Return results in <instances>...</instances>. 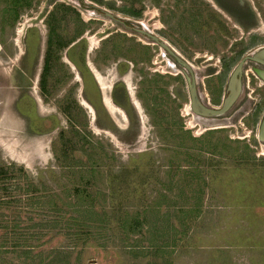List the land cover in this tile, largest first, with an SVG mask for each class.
Returning <instances> with one entry per match:
<instances>
[{"label": "rangeland", "instance_id": "rangeland-1", "mask_svg": "<svg viewBox=\"0 0 264 264\" xmlns=\"http://www.w3.org/2000/svg\"><path fill=\"white\" fill-rule=\"evenodd\" d=\"M218 3L250 16L264 0ZM209 4L0 0V264H264V106L192 114L178 66L133 30L202 86L212 45L195 15ZM201 19L203 33L215 17ZM96 72L125 108L104 106ZM61 164L81 165L92 219L69 206L78 174Z\"/></svg>", "mask_w": 264, "mask_h": 264}, {"label": "flooded vegetation", "instance_id": "flooded-vegetation-1", "mask_svg": "<svg viewBox=\"0 0 264 264\" xmlns=\"http://www.w3.org/2000/svg\"><path fill=\"white\" fill-rule=\"evenodd\" d=\"M208 2H213V4H209L213 11L203 12V10H199V14L195 15V24H197V27L199 26L200 39L202 40V37L205 40L210 39V44L212 45L209 48L211 55L204 59L211 62L208 63V67L205 69V72L208 73L201 78L205 79V81H202V86L197 84L196 74L194 73V69L196 70L197 68L158 37L179 57V61L176 62L175 58L167 50L163 48L162 50L179 68L178 74H181L180 80H183L185 84L188 107L192 114L197 115L193 113L189 105V84H191L192 79L198 100L201 104L211 108L219 109L222 107L223 101L230 93V88H234V91H236L235 99L229 107L221 114L211 117L229 114L242 104H248L249 102L253 105L252 114L258 113L264 106V5L261 4L262 6H260L258 4V11L250 13L249 16V13L245 14L225 8V6L218 3V0H208ZM208 12L210 15H214L215 20L209 21V26L210 24H213V26L209 30L206 28L207 30L205 29L206 31L202 33L203 22L201 18L203 14L205 15ZM218 14H220L219 17H224L225 20H217L219 18ZM149 33L152 34L151 32ZM149 40L161 48L157 42ZM199 59L196 57L195 62L200 61ZM201 89L205 92H201ZM201 93L203 94L202 97ZM263 115L264 111L260 121ZM28 126L30 127V125ZM261 142L264 143V141Z\"/></svg>", "mask_w": 264, "mask_h": 264}, {"label": "trees", "instance_id": "trees-1", "mask_svg": "<svg viewBox=\"0 0 264 264\" xmlns=\"http://www.w3.org/2000/svg\"><path fill=\"white\" fill-rule=\"evenodd\" d=\"M135 13H139V12H135ZM74 45V44H73ZM68 58H69V60H71L76 66H78V64H76V61L72 58V55H71V53H70V49L68 50ZM46 67V66H45ZM79 67V66H78ZM120 67V66H119ZM128 69V65L126 64L125 66H124V68H122V69H118L119 70V72L120 73H124V71H125V69ZM124 69V70H123ZM126 69V70H127ZM118 86L119 87H121V89H122V94H123V96L125 97V100L127 99L128 100V97H127V95H126V92H125V88H124V86L122 85V83L121 82H116L115 84H114V86H113V89H115L116 90V88H118ZM112 100H113V102L116 104V105H119V106H123V104L122 103H120L118 100H117V98H116V96H115V94H112ZM124 107V106H123ZM125 108V107H124ZM72 167H75V168H72ZM58 168H60L61 170H67V169H72V171H71V173H73V172H76L77 174H78V176H77V178H73V180H71V182H70V185H72V187H74V188H77L76 189V196H75V203L73 204V203H71V202H69L70 204H69V206H71L76 212H77V216H76V218L79 220V219H81L80 218V216L82 217V216H84L85 218H87L89 215L91 216V218H89V219H92V217H93V214H96L97 213V211H93L92 209H94L93 207H94V203H92V204H89V206L88 205H86V206H83V204L81 203V201H82V199H83V201L85 200V196L86 197H89L88 195H86L87 193H84V189H79L80 187H83V185L85 184H87L86 182H83V181H81L80 180V177L81 176H83L82 174H81V171L79 170V169H81V165H73V166H69V164H61V166L60 167H58ZM90 168V172L91 173H93V175H94V173L95 172H98V170H95L96 168L94 167V166H91V167H89ZM74 169H78V170H74ZM67 171H69V170H67ZM111 177H112V175H110ZM109 176V178H111ZM84 188V187H83ZM52 195H54V196H56V194H54V193H52ZM52 197V196H51ZM43 198V197H42ZM46 199H43V204L45 203V204H49V205H51V206H55V204L57 203L56 201H59V200H56V201H52V200H50V199H47V201H45ZM86 203V202H85ZM72 204V205H71ZM56 208H57V206H56ZM54 209H55V207H54ZM91 209V210H90ZM84 213V214H83ZM59 219H60V216H59ZM80 221V220H79ZM88 223H91V222H87V220H84V224H82V225H84L86 228L87 227H89V225L90 224H88ZM72 224H74V221L72 222ZM71 223L69 224L70 226L72 225Z\"/></svg>", "mask_w": 264, "mask_h": 264}, {"label": "water", "instance_id": "water-1", "mask_svg": "<svg viewBox=\"0 0 264 264\" xmlns=\"http://www.w3.org/2000/svg\"><path fill=\"white\" fill-rule=\"evenodd\" d=\"M104 14L111 19H115V20L119 21L117 19V17H118L117 15L115 16L109 12H106V11H104ZM119 22H121V21H119ZM133 30L135 32L142 34L143 36L147 37L148 39H151L153 42H157L161 46V48L167 50L175 58L176 62L179 61V57L173 51H171L170 50L171 48H169V46L165 42L161 41L157 36L150 34L149 32H147L143 29H140V28H133ZM185 65H187V64H185ZM189 92H190L189 105H190L193 113H195L197 115L209 116V117L216 116V115H219L222 112H224L229 107V105L232 103V101L235 99V96H236V91H234V88H230V93L225 98V100L223 101L222 107L219 109H216V108H211L209 106H205V105L200 103V101L198 100L197 95L195 93L193 79L191 81V84H189ZM256 138L259 141H264V115H263V117L259 123V127H258V130L256 133Z\"/></svg>", "mask_w": 264, "mask_h": 264}, {"label": "bare ground", "instance_id": "bare-ground-1", "mask_svg": "<svg viewBox=\"0 0 264 264\" xmlns=\"http://www.w3.org/2000/svg\"><path fill=\"white\" fill-rule=\"evenodd\" d=\"M22 30H23V28L21 27V28H19L18 27V32H17V34H21V32H22ZM96 79H97V82L100 84V89H101V91H102V93H103V104H104V106L105 107H107L108 108V110L110 111V112H116L117 110H119L118 109V107L117 106H115L110 100H109V97L107 96V91L111 88L110 86H111V84L109 83V84H106V82H104L103 81V78L101 79V76L96 72ZM82 103H83V105L86 107V108H88L90 111H91V108H90V106L86 103V101H84L83 99H82Z\"/></svg>", "mask_w": 264, "mask_h": 264}]
</instances>
